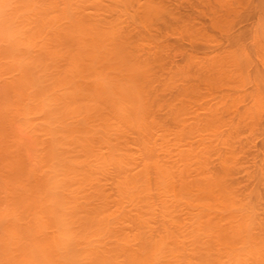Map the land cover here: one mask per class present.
<instances>
[{"label": "bare ground", "instance_id": "bare-ground-1", "mask_svg": "<svg viewBox=\"0 0 264 264\" xmlns=\"http://www.w3.org/2000/svg\"><path fill=\"white\" fill-rule=\"evenodd\" d=\"M132 1L0 0V264H264V193L260 192L264 188V156L258 165L251 154L253 149H247L253 146V140L251 143L250 140L243 141L264 132V125L260 127V122L253 121L255 117L257 121L261 119L257 117L260 111L255 108L237 115L236 112L234 116L238 121L229 122V117L223 114L227 105L223 111H218L219 108H209L210 105L205 103L207 108L199 111L190 104L186 106L190 109L185 105L177 109L176 103L177 106L171 104L173 108H163L166 110L162 111V116L169 113L172 116L169 123L154 116V108L159 109V103L167 98L162 99L163 96L174 97L169 92H174L179 84H175L176 72H170V79L174 75L175 80H172L175 85L171 88L175 90H168L162 96L157 92L161 96L158 95L160 102L153 95L152 82L149 87L151 79L153 81V74L152 78L149 75L152 61L148 63L145 59L150 54L143 53L142 58L137 50V45L140 46L145 38L141 40L142 34L138 39L131 38L133 31L128 34L129 27L126 29V24L120 21L126 16L128 20L133 17ZM140 1L137 6L144 16L151 17L158 10L153 0ZM254 1L257 5L261 2ZM208 2L210 0L206 6ZM129 5L130 9L127 8ZM188 5L178 9H189ZM216 6L220 7L218 3ZM259 9L261 14L262 8ZM129 10L131 13L127 15ZM250 11L247 9L245 17L243 15V22ZM198 14L200 16L196 11L195 15ZM140 18L131 22L139 24ZM225 18L222 17L221 24H228V17ZM127 19L122 21L127 22ZM157 20L153 19L149 24L155 25ZM205 20L207 27L206 21L211 20ZM214 22L218 23V20ZM141 24L140 28H143L145 23ZM143 34L145 37L148 33ZM148 36L149 43L154 40L159 44L152 35ZM133 39L140 43L136 44ZM131 40L137 53L130 48L132 44L134 46ZM240 46L235 48L241 53L243 48ZM249 48L254 50V46L249 45ZM164 51L166 49L158 57ZM137 54L147 63L137 59ZM244 54H239L241 57L235 55L238 61L240 58L238 65L244 64L242 67L247 63L244 57L247 54ZM174 55L173 60H176ZM220 55L215 57L214 54V57L220 58ZM187 56L193 57L187 54L184 57L186 64L193 61L192 58L186 61ZM156 59L154 63L158 61ZM252 61L248 63L251 65ZM257 61L254 62L256 67ZM163 62L165 65L166 61ZM246 67L247 64L242 68L244 77L248 76ZM258 68L255 75L262 77L260 83L256 77L252 82L243 77L247 80L245 84L250 86L255 81L260 86L264 82V73ZM183 70L180 72L188 83L191 74L197 76L192 69V72ZM189 72L190 79L187 77ZM159 73L156 74L158 77ZM208 75L211 76L209 72ZM168 79L164 82L169 83ZM190 89L193 91L192 87ZM251 93L248 96L256 95ZM245 98L247 100V96ZM253 98L256 101L257 98ZM213 99L217 100V97ZM248 102L253 104L254 101L250 102L248 98ZM243 105L241 108H245ZM249 118V123L244 122ZM245 132L247 136L242 135ZM243 154L250 159H245ZM248 162L257 166L251 164L249 167ZM239 171L245 172L241 179L236 177Z\"/></svg>", "mask_w": 264, "mask_h": 264}, {"label": "rangeland", "instance_id": "rangeland-1", "mask_svg": "<svg viewBox=\"0 0 264 264\" xmlns=\"http://www.w3.org/2000/svg\"><path fill=\"white\" fill-rule=\"evenodd\" d=\"M135 1H137V0H134V1H132L131 2V9H130V5L127 7L128 9H130L131 10V12H132V14H131V17L132 18H130L129 17V19L130 20H128L126 17H125V19H122V20H125L126 21V19L128 20L127 22H123L122 20H120L121 22H122V24H124L125 25V27H126V29H127V27H129L128 29H127V31H128V34H129V31H133L134 32V34H133V32L131 33L132 35L131 36H133V37H131V38H134L135 37V39H138L137 37H138V35L140 34V36H142V37H140L141 38V40H143L144 38H145V40L144 41H142L141 42V44H139L140 43V40H139V43L135 40V39H133V41L136 43V44H139L140 46H138L137 45V47H138V49L137 48H135V43L132 41V43H134V46H133V44L131 45L132 47H134V48H132L131 46H130V48L131 49H133V50H138V53L140 54H142L143 55V53L144 54H147V53H149L150 54V57L149 58H146L145 57V59H148V63L150 62V61H152V62H150L149 64H151L152 63V66H151V70H150V72H149V75H151V78H152V74H153V81H152V79H151V81H150V83H149V87H150V84H151V82L153 83V84H151L152 86V88H151V90L153 91L152 93H153V95H155L156 96V99H157V101H159L158 100V98L159 97H161L162 95L161 94H165V93H168V90H172V88L171 87H173V85H175V84H179V85H177V86H175V88H177L175 91L178 93V95H177V93H175V91L174 90H172V91H174V92H169V94H173L174 95V97H170V95H165V96H163V98L162 99H164L165 97H167V98H165V100H162L160 103H159V109H157L156 107L154 108V110L156 109V114L154 115V116H156L157 118H159V117H162V119H164V121L165 122H170V117L172 118V116H169L170 115V113H169V115L167 116L166 115V117H164V116H162V114H164V112L162 113V111H164V110H166V108H168L169 106L171 107V104H173V105H175V106H177V104H178V106H177V109H179L178 107L179 106H181V109L184 107V105H185V108H189L190 109V107H186V106H188L189 104H190V106L191 107H198L199 108V111H200V109H204V108H207V105L206 104H209L208 106H209V108H211V107H215V109L216 108H219V109H217L218 111L220 110V109H222L221 111H223V109L226 107V105H227V108H225L226 110L224 111V115H226V116H224V117H229V118H227L228 120H229V122L231 121V122H233L232 120H237L238 121V117H235L239 112L240 113H242V112H245L247 109H250V111L252 110V111H254L255 110V108H256V110H259L260 112H259V115L257 116L258 117V119L259 118H261L259 121H257V119H255L254 118V120L253 121H255V122H260L259 124H260V127H261V125H264V120H262V118H264V116H262V113H264V112H262V110H264V103H262V102H264V99H262V98H264V95H262V94H264V93H262V89H264V85H262V84H264V82H262V84L259 86L258 85V83H260L259 82V78H260V81H261V78L262 77H258L257 78V76L258 75H255V73H257L255 70L257 69V67L259 66V68L261 69H259L260 70V72L261 73H264V60H262V58H264V57H262V56H264V54H262V53H264V50H262V49H264V29H261L262 27H264V23H262V22H264V14H262V13H264V7H262V6H264V2H262V1H264V0H261V2L259 1H257L258 3H259V5H257V3L255 4V2L256 1H254V0H241L242 1V3L240 2V0H238V2H237V0L236 1H233V0H229V2H228V0H224V2H223V0H220V2H219V0L218 1H214V0H210V3L208 2V4H207V6H206V4L205 3H207V1L208 0H204V1H206L205 3L203 2V0L202 1H199V2H202V3H199V2H197L198 3V5H199V7H200V5H202L203 7L205 6L206 8L208 7V9L209 10H206L205 8H199V7H197V3H196V1L194 2L193 0L191 1V0H183L184 2H182V0H180V2L179 1H177V0H164V1H161V0H153V2L155 3V5H156V9H158V10H156L155 11V13L150 17H147V16H144V14L142 13L143 11H142V9H138V7L140 6V4L141 3H139V0L137 1V3H139V4H137V3H135ZM142 1H145V0H141L140 2H142ZM152 1V0H151ZM161 1V2H160ZM198 1V0H197ZM212 1V2H211ZM231 1V2H230ZM162 2H163V4H162ZM177 2H179V4L177 3ZM182 2V4H180ZM194 4H193V3ZM213 2H214V4H213ZM226 2H228L227 4H225ZM232 2H234L235 3V5H232V4H234V3H232ZM157 3V4H156ZM185 4V6H187L188 4H190V5H188V7L187 8H189V9H186L185 7V9L184 8H182L181 10L180 9H178V8H180L181 7V5H182V7L184 6V4ZM187 3V4H186ZM217 3H218V7L219 8H217ZM231 3V6L229 5ZM236 3H237V5H236ZM166 4V5H165ZM175 4H177V7L178 8H176V5ZM223 4H224V6H223ZM250 4H251V7H250ZM253 4H255L256 6H257V8H256V6L255 7H253ZM261 4H262V6H261ZM137 5H139V6H137ZM168 5V6H167ZM171 5H173L174 6V9L172 8V6ZM227 5V6H226ZM241 5V6H240ZM167 6V7H166ZM170 6V7H169ZM194 6L196 7V8H194ZM209 6H211V7H213V9L211 8V7H209ZM226 6V7H225ZM230 6V8L228 9V7ZM242 6H244V9H243V7ZM259 6V7H258ZM260 6H261V8H262V10H260L261 8H260ZM194 8V9H192L191 10V8ZM222 7H225L224 9L222 8ZM237 7V8H236ZM240 8V11H239V8ZM141 8V7H140ZM172 8V9H171ZM197 8H199V9H197ZM215 8H217V9H215ZM226 8H227V10H226ZM232 8H233V10L234 9H238V11L237 10H234V11H232ZM260 8V9H259ZM127 9V10H128ZM138 9V10H137ZM174 10V12H172L171 10ZM176 9V10H175ZM206 11H210V13L213 11V15H211L209 12H206ZM246 9V10H245ZM247 9H248V11H249V9L251 10L250 11V13L252 14H249L248 13V15H250L249 16V18H247L248 17V15L246 16V18H244V22H243V19H242V17H243V15H244V17H245V14L247 13ZM258 9L260 10V11H262V13L261 14H259V11H258ZM130 10H129V12H128V14L127 15H129V13H131L130 12ZM160 10V13L158 12ZM183 10V11H182ZM186 10V11H185ZM187 10H189V11H187ZM200 10H202V11H200ZM221 10H222V12H221ZM230 10H231V12H233V13H231L230 12ZM242 10V11H241ZM243 10H245V12L243 11ZM252 10H253V12H252ZM137 11H139V12H141V13H138ZM196 11L199 13L200 12V16H199V14L197 15V16H199V18L195 15V13H196ZM203 11H205L204 13H203ZM225 11V12H224ZM235 11H237V12H235ZM138 13L137 15L136 14H134V13ZM160 14V15H158V13ZM177 12V13H176ZM179 12V13H178ZM181 12H183V13H181ZM202 12V13H201ZM241 12H243V13H241ZM257 14H256V13ZM181 13V14H180ZM206 13H208V14H210V15H206ZM217 13H219V14H217ZM228 13V15H226ZM231 13V14H230ZM234 13H235V15L237 16H235L234 15ZM254 13H255V16H254ZM142 14V15H141ZM156 14H157V16H156ZM169 14H171L169 17H168V15ZM204 14V15H203ZM134 15H135V17H134ZM140 15V16H139ZM178 15V16H177ZM215 15V16H214ZM217 15V16H216ZM218 15H219V17H218ZM225 15V16H224ZM232 15V16H231ZM257 15H258V17H257ZM138 16V17H137ZM142 16V17H141ZM213 16V17H212ZM229 16H230V19L229 20H227L228 18H229ZM252 16H254L253 18H252ZM141 17V18H140ZM147 17V18H146ZM154 17V18H153ZM161 17V18H160ZM217 17V18H216ZM222 17L223 18H225L226 19V21L228 22V24L226 23H224L225 24V27H224V24H221L222 22H221V19H222ZM262 18V20L260 19V18ZM121 18H124V17H120V19ZM140 18V20L142 21H140L139 20V24H133V22H131V21H133V20H137V19H139ZM152 19V20H150V19ZM237 18L239 19V20H237ZM258 18V19H257ZM145 19V20H144ZM147 19V20H146ZM153 19H154V21L155 20H157L156 22H154V23H156L155 25L153 24H149V23H153ZM196 19V20H195ZM202 19V20H201ZM203 19H206V20H208V21H210L211 20V22H207L206 20V23H208L209 25H207V27H206V24L204 23V21H203ZM210 19V20H209ZM212 19H213V21H212ZM215 19H217L218 20V23H220V24H218V23H216V22H214L215 21ZM232 19V20H231ZM234 19V20H233ZM186 20V21H185ZM192 20V21H191ZM224 19H222V21H223ZM242 20V21H241ZM131 23H130V22ZM134 21V22H135ZM144 21V22H143ZM145 21H147V22H145ZM151 21V22H150ZM184 21V22H183ZM225 21V22H226ZM231 21V22H230ZM235 21H238L237 23H235ZM142 24H141V23ZM190 22V23H189ZM192 22V23H191ZM193 22H195V24L193 23ZM233 23V25H231L230 23ZM246 22H247V24H246ZM249 22V23H248ZM252 22V23H251ZM259 22L261 23L260 25H259ZM128 23V24H127ZM143 23H145V25L143 24ZM146 23H148V24H146ZM197 23H199L198 25H197ZM204 23V24H203ZM212 23V24H211ZM258 25H257V24ZM140 24H141V26H143L144 25V27L143 28H140ZM211 24V25H210ZM239 24H240V26H239ZM244 24V26H241V25H243ZM255 24H256V26H255ZM129 25H132V26H129ZM134 25V26H133ZM147 25H150V28H148L149 26H147ZM157 25V26H156ZM205 25V26H204ZM226 25H227V27H226ZM230 25V26H229ZM147 27V29H146V27ZM154 26V27H153ZM194 26V27H193ZM198 26V27H197ZM203 26V27H202ZM217 26V27H216ZM131 27L133 28V30L131 29ZM135 27H137V29L138 30H134V28ZM156 27V28H155ZM206 27V28H205ZM246 27V28H245ZM251 29H250V28ZM144 28H145V31H144ZM152 28V29H151ZM154 28L156 29V30H154ZM187 28V29H186ZM200 28V29H199ZM253 28H254V31H255V28L257 29V31L256 32H254L253 31ZM130 29V30H129ZM136 29V28H135ZM178 29L180 30V32L182 31V34L180 33V32H178ZM198 31H197V30ZM262 30V32L261 31H259V30ZM150 31V33H149V31ZM252 30V31H251ZM137 31H139V32H137ZM186 31V32H185ZM191 32V33H190ZM143 33H148L147 34V36L150 34V35H152V37L151 38H153V39H155V40H157L158 42H159V44L157 45V42H154V40H152L153 42H151L150 41V43H149V41L148 40H151V39H148L147 38V36H145L144 37V34ZM259 34V35H257V34ZM142 34V35H141ZM179 34H181V35H179ZM213 34V35H212ZM253 34H255V35H253ZM261 34V35H260ZM136 35V36H135ZM153 35L156 37H153ZM189 35V36H188ZM223 35H224V37L227 35V38L225 37H223ZM241 35H242V37H241ZM184 36V37H183ZM206 36H207V39H206ZM231 36H233V38L236 40V41H239V42H236ZM241 38H240V37ZM259 36V37H258ZM149 37V36H148ZM186 37V38H185ZM204 37V38H203ZM222 37V38H221ZM228 37L229 38H232V39H228ZM236 37L237 38H239V39H236ZM139 38V39H140ZM150 38V37H149ZM188 38V39H187ZM209 38V39H208ZM243 38V39H242ZM199 39V40H198ZM146 40H147V42H146ZM217 40V41H216ZM227 40V41H226ZM212 41V42H211ZM207 42V43H206ZM229 42V43H228ZM237 43L236 45L234 44V43ZM250 42L252 43V46H254V50H255V47H256V50H257V52H256V50L254 51L253 50V48H249V45H250V47H252L251 46V44H250ZM131 43V42H130ZM129 43V44H130ZM144 43V44H143ZM205 43V44H204ZM213 43V44H212ZM241 43V44H240ZM262 43V44H261ZM129 44L127 45V46H129ZM147 44V45H146ZM149 44H152V45H149ZM210 44V45H209ZM249 44V45H248ZM144 45V46H143ZM156 45H157V47H156ZM165 45V46H164ZM241 45V46H240ZM150 46V47H149ZM159 46V47H158ZM167 46V47H166ZM208 46H210V47H208ZM234 46V47H233ZM237 46H240L241 48H243L242 49V51H241V53L239 52V51H237L238 49H236L235 47H237ZM154 47H156V48H154ZM233 47V48H232ZM240 47H238V48H240ZM129 47L127 48V50H129L130 49ZM154 49V51H152L153 49ZM159 48H161L160 50H159ZM164 48V49H163ZM249 48V49H248ZM260 50H259V49ZM130 49V50H131ZM150 49V50H149ZM166 49V51H164L163 53H162V55H161V57H162V59H161V57L159 56L158 57V54H161V51H163V50H165ZM227 49V50H226ZM232 49H235V50H232ZM244 49H246V51H244ZM129 50V51H130ZM137 50L135 51L136 53H137ZM148 50H149V52H148ZM231 50V51H230ZM239 50H241V49H239ZM250 50H252V51H250ZM259 50V51H258ZM158 51H160L159 53H158ZM219 51H221L220 52V54H219ZM239 53V54H241L242 56H243V53H245V54H247L246 56H244V57H246L245 59L247 60L246 62L247 63H245V61H243V60H241V62L242 63H245V66H246V64H247V69H246V71L248 70L249 71V73H248V71L246 72V75L248 74V76H246V77H244V76H242L241 74L243 73L242 71H243V69L245 68V66L244 67H242L240 64L238 65V63H239V61H240V58H239V61L237 60V56H235V55H238V56H240L237 52ZM262 51V52H261ZM134 52V51H133ZM134 52V53H135ZM153 52L154 53H156V54H154L155 56H157V57H155L154 55H152L151 56V54H153ZM230 52H232V53H230ZM234 52H236L235 54H234ZM243 52V53H242ZM246 52H248V53H250V54H248V53H246ZM255 52V53H254ZM259 52L261 53V56L259 55ZM132 52L130 51V54H131ZM133 53V55H135ZM167 54V57L169 58V59H167V57H165V54ZM253 53V54H252ZM139 54H137L138 55V58L137 59H140V60H142V58H144V55H143V57L142 58H140V56H142V55H139ZM164 54V55H163ZM169 54V55H168ZM174 55V58L176 59V60H173V55ZM187 54H191V56H193V57H191L192 58V60L193 61H191L190 63L189 62H187V64H186V62H184L185 60H184V57H186V55ZM193 54V55H192ZM214 54H215V57L216 56H219L220 55V58H215L214 57ZM223 54V55H222ZM244 54V55H245ZM254 54H255V57H254ZM177 55V57H175ZM227 57H226V56ZM229 55V56H228ZM248 55H249V58H251L250 56H252V58L250 59V60H248L249 58H248ZM257 55V56H256ZM258 55H259V57H258ZM136 56V55H135ZM147 56V55H146ZM171 56V57H170ZM206 56V57H205ZM222 56V57H221ZM234 56V57H233ZM155 57V58H154ZM210 57H211V59H210ZM233 57V58H232ZM241 57V56H240ZM243 57V58H244ZM150 58H154V60L156 59V58H158V59H156V60H158L156 63H154V60H152V59H150ZM172 58V59H171ZM191 58H188V56H187V58H185V59H188V60H186V61H190L191 60ZM202 58V59H201ZM204 58V59H203ZM208 58V59H207ZM214 58V59H213ZM222 58V59H221ZM228 58V60H224V59H227ZM231 58V59H230ZM236 58V59H235ZM259 58H261V59H259ZM150 59V60H149ZM163 59H165V60H163ZM190 59V60H189ZM215 59H216V62H215ZM230 59V60H229ZM242 59V58H241ZM253 59V63L254 62H256L257 60V63L256 64H258V66L256 67L255 66V63L253 64H251L250 65V63H248L249 61L251 62V60ZM159 60H161V62L159 61ZM169 60H171V61H169ZM207 60L209 61V62H207ZM218 60H219V65L220 64H223V65H218ZM220 60L222 61V63L220 62ZM226 61H228V62H232V63H228V62H226V63H228V64H225V62ZM232 60V61H231ZM235 60V61H234ZM142 61H145V60H142ZM147 61V60H146ZM145 61V62H146ZM164 61V62H163ZM165 61H166V64H165ZM259 61H261V62H259ZM159 62V63H158ZM162 62L165 64V65H163L162 64ZM171 62V63H170ZM177 62V63H176ZM204 62V63H203ZM212 62V63H211ZM234 62V63H233ZM238 62V63H237ZM147 63V62H146ZM158 63V64H157ZM194 63V64H193ZM210 63V64H209ZM216 63V64H215ZM241 63V64H242ZM262 64V67L260 66V64ZM153 64H157L156 66L155 65H153ZM179 64V65H178ZM189 64V66L187 67H185V65H188ZM192 64V65H191ZM207 64V65H206ZM209 64V65H208ZM213 64H215L216 65V67H215V65H213L214 67H212V65ZM233 64V65H232ZM236 64V65H235ZM248 64H249V66H248ZM160 65V66H159ZM162 65L164 66V68H166V67H168L167 69H165L164 70V68H162ZM167 65V66H166ZM184 66V67H181V66ZM193 65H194V67H193ZM199 65L201 66V68L199 67ZM225 65V66H224ZM154 66V67H153ZM196 66V67H195ZM198 66V67H197ZM208 66V67H207ZM218 66H219V69H218ZM227 66V67H226ZM230 66V67H229ZM234 68H233V67ZM237 66H239V67H237ZM251 66V67H250ZM254 66H255V69H254ZM153 67V68H152ZM157 67H160V69H158ZM191 67H193V68H191ZM222 67V68H221ZM232 67V68H231ZM173 68V69H172ZM185 69V70H189V71H191L192 72V70H194L193 72H196V73H193L194 75L196 74L197 76H193L190 72H189V76H187L188 77V79H190V74H191V78L192 79H190V80H188V81H190V83H188V82H186V80H187V78H185V76L183 77L182 75H183V73H185V71L183 70V69ZM187 68V69H186ZM192 70H191V69ZM195 68H200V69H195ZM217 68V69H216ZM241 68V69H240ZM243 68V69H242ZM158 69V70H157ZM161 69H163V73L162 72H158L159 70L161 71ZM178 69V70H177ZM203 69L205 70V72L203 71ZM224 69V70H223ZM229 69V70H228ZM233 69H235V70H233ZM238 69V70H237ZM156 70V71H155ZM172 70V71H171ZM184 71L183 73L182 72H180V71ZM200 70H202V71H200ZM213 70H215V71H213ZM216 70H217V72H220V73H217L216 72ZM223 70V71H225V72H221V71ZM254 70V71H253ZM153 71V72H152ZM180 73H179V72ZM235 71V72H234ZM238 71V72H237ZM155 72H157V73H155ZM167 72H169V74L167 75ZM175 73L174 75H176V77H175V80L177 81H175L174 80V75L171 77V79H170V76H171V73ZM179 73V75H178V73ZM199 72H201V74L199 73ZM208 72L211 74V76L214 78L213 79V81H212V77L210 76V75H208ZM212 72V73H211ZM213 72H214V74H213ZM233 72V73H232ZM237 72V73H236ZM240 72V74H238ZM159 73V75L160 76H162V77H160L161 79L159 80V77H158V75H156V74H158ZM162 73V74H161ZM182 73V74H181ZM188 73V72H187ZM187 73H185V74H187ZM230 75H229V74ZM236 73V74H235ZM260 73V74H261ZM155 74V75H154ZM216 74H217V76H219V79H218V77L216 76ZM226 74H228V75H226ZM249 74H251V76H249ZM188 75V74H187ZM207 75V76H206ZM215 75V76H214ZM221 75H223L222 77H221ZM232 75H235V76H232ZM239 75H241V76H239ZM231 78H230V77ZM237 76H238V78H239V80L237 79ZM254 76V77H253ZM260 76V75H259ZM150 77V76H149ZM158 77V78H157ZM164 77V78H163ZM180 77V78H179ZM181 77H182V79H181ZM207 77H210V80H208V78ZM217 79H216V78ZM229 77V78H228ZM234 77V78H233ZM246 79L247 77V79L249 80V82H250V80H251V82L254 80V78L256 77L258 80H256L257 82H255L254 81V84H249L250 86H248V83L247 84H245L246 82H247V80H245L244 78ZM158 80H157V79ZM167 78H169L168 80H169V83H167V82H164ZM207 78V79H206ZM224 78V79H223ZM233 78V79H232ZM186 79V80H185ZM232 79V80H231ZM240 79H242V81L240 82ZM172 80H173V82L175 81V84L174 83H171L172 82ZM191 80H195V81H192L191 82ZM215 80V81H214ZM223 80V81H222ZM228 80V81H227ZM231 80V81H230ZM237 80V81H236ZM244 80V81H243ZM211 81V82H210ZM233 81H235V83H236V85L234 84V82ZM262 81H264V80H262ZM198 83V86H197V83ZM207 82H208V84H207ZM214 82V83H213ZM222 82V83H221ZM228 82V83H227ZM230 82V83H229ZM155 83H156V85H155ZM171 83V84H170ZM203 83V84H202ZM211 83V84H210ZM238 83V84H237ZM242 83V84H241ZM257 83V84H256ZM182 85V87H180L181 85ZM183 84H184V86H183ZM187 84V85H186ZM189 84L190 85H192V84H194V86H189ZM206 84V85H205ZM214 84V85H213ZM228 84H230V85H228ZM234 84V85H233ZM240 84V85H239ZM246 86H245V85ZM162 85V86H161ZM170 85V86H169ZM172 85V86H171ZM186 85V86H185ZM202 85V86H201ZM210 87H209V86ZM223 85V86H222ZM225 85V86H224ZM153 86H154V88H153ZM189 86V87H188ZM203 86H205L204 87V89H203ZM230 86V87H229ZM234 86V87H233ZM236 86V87H235ZM186 87V88H185ZM187 87L189 88V89H187ZM192 87V90L193 91H191V88ZM228 87V88H227ZM174 88V87H173ZM181 88V89H180ZM210 88H212V89H210ZM221 88V89H220ZM254 88H256V89H258L257 90V92H255L256 91V89H254ZM158 89V90H157ZM181 90L180 92L178 91V90ZM231 89V90H230ZM252 89H254L253 91H252ZM161 90V91H160ZM188 90V91H187ZM199 90V91H198ZM205 90V91H204ZM213 90V91H212ZM215 90V91H214ZM234 92H233V91ZM238 90H240V91H238ZM251 90V91H250ZM186 91H187V93H186ZM201 91V92H200ZM212 91V92H211ZM223 91V92H222ZM225 91V92H224ZM236 91H238V92H236ZM245 91V92H244ZM161 95H159L158 93ZM163 92V93H162ZM189 92V93H188ZM191 92V93H190ZM193 92V93H192ZM195 92V93H194ZM200 92V93H199ZM221 92V94H219ZM227 92V93H226ZM234 93V94H241V95H243L242 97H241V95H239V96H236V95H234L233 96V93L232 94H230L229 95V93ZM242 92H244V94L242 93ZM256 93V95H250V96H248L250 93ZM260 92V93H259ZM186 93V94H185ZM227 95H226V94ZM251 93V94H252ZM254 93V94H255ZM188 94H189V96H188ZM190 94H192V95H190ZM205 94V95H204ZM213 94V95H212ZM257 94H260V95H258L257 96ZM158 95H159V97H158ZM202 95H204V97H202ZM208 95H209V98H207L208 97ZM212 95V96H211ZM215 95V96H214ZM221 96V99H219L220 98V96ZM232 95V96H231ZM180 96V97H179ZM187 96V97H186ZM195 96H197V98H195ZM201 96V97H200ZM226 96V97H225ZM245 96H247V100H248V98H249V101L250 102H253V104L252 103H246V98H245ZM255 96V98H257L256 99V101H255V99L253 98ZM152 97H154V96H152ZM170 97V98H169ZM190 97V98H189ZM217 97V100L215 99H213V98H216ZM224 97V98H223ZM235 99H234V98ZM239 97H241L240 99H237V98H239ZM259 97V98H258ZM173 98L175 99V101L173 100ZM180 98H182V100L180 99ZM184 98V99H183ZM191 99V100H189V99ZM206 99V101H205V99ZM223 98V99H222ZM244 98H245V101H244ZM251 98H253V99H251ZM167 99V100H166ZM178 99H180V100H178ZM201 99H202V101H201ZM207 99H210V101L208 102V100ZM211 99H212V101H211ZM227 101H226V100ZM259 99H261L260 100V103L258 104V102H259ZM173 100V101H172ZM178 102H177V101ZM185 100V101H184ZM186 100H188V101H186ZM197 100H200V101H197ZM223 101V103H222V101ZM163 101H167V103L166 102H163ZM190 101H191V103H190ZM219 101H220V103H219ZM224 101H225V103H224ZM232 101H233V103H232ZM239 101V102H238ZM242 101V102H241ZM186 102H187V105H186ZM214 102H215V104H214ZM245 102V103H244ZM177 103V104H176ZM183 103H185V104H183ZM192 103H194V104H192ZM200 103V104H199ZM201 103H202V106H201ZM206 103V104H205ZM240 103H244V105L243 104H240ZM254 103H256V104H254ZM179 104H181V105H179ZM196 104V105H195ZM199 104V105H198ZM213 104V105H212ZM220 105V107H218L219 105ZM225 106H224V105ZM243 105L245 108H241L242 106H240V105ZM250 104V105H249ZM258 104V105H257ZM204 105H206V106H204ZM215 105H217V107L215 106ZM229 105V106H228ZM183 106V107H182ZM224 106V107H223ZM246 106H248L247 108H246ZM251 106H253V107H251ZM258 106V107H257ZM161 107V108H160ZM164 107H166L164 110H163V108ZM169 107V108H170ZM174 106H172L171 108H173ZM223 107V108H222ZM251 107V108H250ZM261 107H262V109H261ZM168 108V109H169ZM184 108V109H185ZM229 108H230V110H229ZM242 110H241V109ZM259 108V109H258ZM167 109V110H168ZM231 109L232 110H235V112H233L232 113V111H231ZM254 109V110H253ZM261 109V110H260ZM192 110H194L193 108H192ZM241 110V111H240ZM245 110V111H244ZM169 111V110H168ZM248 111V110H247ZM154 111H153V114L155 113ZM167 112V111H166ZM237 112V113H236ZM158 113V114H157ZM160 113H161V115H160ZM167 113V114H168ZM230 113H231V115H230ZM234 113H236V115L234 114ZM223 114H222V116H223ZM229 114V115H228ZM233 114V115H232ZM235 115V116H234ZM231 116V117H230ZM232 116H234L235 118H233ZM262 116V117H261ZM251 118V117H250ZM250 118L249 119H246V120H244V122H247V123H249L250 121ZM169 119V120H168ZM231 119V120H230ZM253 118H251V120H252ZM158 120H161V119H158ZM168 120V121H167ZM225 120V119H224ZM228 120H227V122H228ZM248 120V121H247ZM262 121V122H261ZM171 122H172V120H171ZM259 127V128H260ZM262 127H264V126H262ZM262 130V129H261ZM261 130L260 131H258V132H261ZM248 133V132H247ZM261 134V133H260ZM262 134H264V132H262ZM259 135V137H258V135H255V136H253L254 137V139H248L247 137H246V140H244L243 138V141L244 142H246L247 140H250V141H248V142H250L251 143V141L253 140V146L252 147H250V148H247V149H253V151L252 152H254V153H251L253 156H255V162L257 161L258 162V165L261 163V161H259V160H261V156H264V141H262V140H264V138H262V136H264V135ZM243 136L244 135H246V132L245 133H243L242 134ZM250 134H248V136H249ZM247 136V135H246ZM250 137V136H249ZM255 137H257V138H255ZM260 137L262 138V140L260 139ZM258 139V140H257ZM262 141V142H261ZM261 142V143H260ZM250 143H249V145H250ZM256 143V144H255ZM242 144H243V142H242ZM254 147V148H253ZM259 148V149H258ZM262 148V149H261ZM246 149V148H245ZM244 149V150H245ZM255 149V150H254ZM256 149H257V151H256ZM250 150H248V152H251ZM247 151V150H246ZM256 151V152H255ZM248 152L246 153L245 151H244V153H246L247 155H250V153L248 154ZM246 155V158L248 157ZM251 155V156H252ZM256 155L257 156H260V157H256ZM243 157H244V154L242 155ZM250 156V157H251ZM242 157V158H243ZM245 158V157H244ZM243 158V159H244ZM245 158V159H246ZM254 158V157H253ZM252 157H251V159H253ZM258 158H260V159H258ZM245 159H244V162H245ZM248 160L250 159V158H247ZM258 159V160H257ZM262 159H264V158H262ZM244 162H242V165H244ZM251 162H253V161H251ZM246 163V164H248L249 165V167H251L252 165H254L255 167L257 166V165H255L254 163ZM260 162V163H259ZM262 162H264V161H262ZM252 164V165H251ZM246 166V165H245ZM253 166V167H254ZM262 166H264V165H262ZM247 168H248V166H246ZM252 167V168H253ZM254 167V168H255ZM243 168H245V167H243ZM252 168H251V170H252ZM255 170V169H254ZM241 172H242V170H240ZM239 171V172H240ZM241 172H240V174H241ZM254 173V171H251V173ZM245 173V172H244ZM244 173H242L241 175L239 174V175H237L236 174V177H238L239 179H241L240 178V176L241 177H243L244 176ZM246 174H247V171H246ZM254 175H255V173H254ZM246 178V177H245ZM235 179V178H234ZM256 179V178H255ZM237 180V179H236ZM241 181V180H240ZM243 182L245 181V179H243L242 180ZM243 182H241V183H243ZM246 182V181H245ZM262 183H264V181H262ZM262 186H264V184H262ZM261 188V187H260ZM262 190H264V188H262ZM260 191L261 192V194L262 193H264V191ZM262 195H264V194H262ZM262 202H264V200H262Z\"/></svg>", "mask_w": 264, "mask_h": 264}]
</instances>
